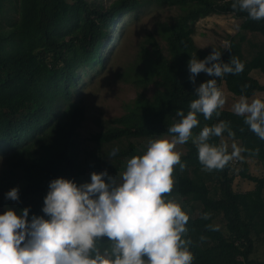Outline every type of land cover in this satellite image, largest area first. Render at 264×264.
<instances>
[{"label": "trees", "instance_id": "trees-1", "mask_svg": "<svg viewBox=\"0 0 264 264\" xmlns=\"http://www.w3.org/2000/svg\"><path fill=\"white\" fill-rule=\"evenodd\" d=\"M231 2L111 0L104 6L92 0H0V154L5 156L7 166L0 174L3 192L17 186L29 215H43L42 197L49 179L63 176L77 183L85 181L78 135L84 110L72 98V89L78 85L80 73H87L95 65L104 66L103 43L109 27L121 13L137 11L149 3L176 5L181 10L164 32L167 53L154 40L149 42V48L143 46L138 52L141 66L132 77L137 85L151 84L152 94L139 92L125 104L122 114L90 136L97 144L113 145L125 139L124 145H113L117 151L111 156L115 164L110 165L112 171L124 168L125 161L120 156L129 158L143 150L144 144L139 143L138 147L130 137L148 139L156 133L167 134L175 111L188 110V102L194 98V85L209 78L200 72L194 81L188 79L189 55L195 53L197 58H203L210 52L197 48L193 41L197 19L212 13L241 18L238 31L227 38L230 49L222 46L216 49L221 50L222 60L227 61L230 55L238 57L244 69L217 78V85L223 83L232 94L248 98L264 92V83L251 74L258 70L264 75V44L249 58L242 51L244 31L259 32L264 37V19L247 18L245 12L233 10ZM245 83L247 87L243 88ZM217 111L219 116L214 112L207 120L198 113L193 133L200 126L223 119L233 136L225 132L220 137H211L209 142L218 145L223 140L230 151V144L235 141L248 151L221 169L206 170L198 162L196 148L189 139L182 144L185 150L181 160L185 167H173V186L166 195L175 199L189 217L184 236L192 241L189 245L192 264L264 263L249 258L252 235L264 234V172L255 175L248 168L249 159L264 162V140L250 131L243 118L231 109L220 106ZM109 151L102 155H108ZM239 160L242 167L236 173L234 166ZM98 163L94 165L97 172ZM188 166L193 167V175L188 174ZM204 172L216 180L213 190ZM236 175L252 182L254 187L235 191L232 183ZM217 190L219 195L215 196ZM203 211L210 213L207 220L201 218ZM218 214L223 219V228L215 222ZM210 224L217 225V229L207 228Z\"/></svg>", "mask_w": 264, "mask_h": 264}, {"label": "clouds", "instance_id": "clouds-1", "mask_svg": "<svg viewBox=\"0 0 264 264\" xmlns=\"http://www.w3.org/2000/svg\"><path fill=\"white\" fill-rule=\"evenodd\" d=\"M230 6L249 19H264V0H232ZM224 49H230L229 42H224ZM220 57L221 50L214 47L203 58L189 55V81L200 72L209 78L194 85L188 110L175 111L167 134L149 136L143 150L126 159L119 176L101 169L90 172L89 179L80 183L63 176L49 179L42 197L43 215H29L28 206L18 211L4 206L0 211V264H192V241L184 236L189 217L166 195L172 190L173 167H185L176 145L191 139L197 160L206 170L221 169L248 151L235 141L230 151L223 140L218 145L209 142L225 132L233 136L223 119L200 126L195 134L192 131L198 125V113L205 120L214 112L219 116L217 109L225 99L217 78L244 69L235 55L227 61ZM231 110L264 140V100L241 94ZM116 151L112 148L108 157ZM3 195L18 201V187L8 188ZM200 215L207 220L210 213ZM206 227L216 230L218 226Z\"/></svg>", "mask_w": 264, "mask_h": 264}, {"label": "rangeland", "instance_id": "rangeland-1", "mask_svg": "<svg viewBox=\"0 0 264 264\" xmlns=\"http://www.w3.org/2000/svg\"><path fill=\"white\" fill-rule=\"evenodd\" d=\"M92 1L95 4L105 6L111 0ZM180 11V8L176 5L149 3L137 11L121 13L109 27V33L103 43L101 55L104 56V66L95 65L87 73H80L79 83L72 89L74 90L72 98L84 110V119L78 130V135L80 137V158L83 162L82 165L85 167V181L89 179V173L98 168L94 167L96 162H100L98 163V166H100L98 171L106 169L108 172L114 173L113 175L119 176L123 170L118 168L117 171H112L110 165H115L112 157H108L106 154L102 155V152L116 148L113 146L115 142H113V145L109 143L97 144L91 140L90 136L109 125L111 119L122 114L125 111V104L133 100L139 92L147 96L152 94L153 86L151 84L143 87L137 85L133 80L134 71L141 66L137 60L138 52L143 46L149 48V42L154 40L159 44L163 53H167L164 32ZM240 22L241 18L229 13H212L201 17L194 22L193 41L197 48L206 51H211V47H224V42H228V36L234 35L238 31L236 26H239ZM244 33L245 40L242 42V51L244 56L249 58L264 44V37L259 32L244 31ZM251 74L264 83V75L258 70L251 71ZM219 89L225 99L222 107L231 109L233 101L239 96L228 91L223 83L219 85ZM253 96L264 100V92H257ZM130 140L140 147L139 143L145 144L147 139L130 137ZM117 142L115 145L126 143L124 138ZM176 150L183 153L185 148L182 144H178ZM120 158L124 161L127 159L126 156H120ZM116 165L120 164L116 162ZM241 167L242 162L239 160L237 165L234 166L235 172L237 173ZM6 168L5 156L0 154V174ZM248 168L252 174L261 175L264 172V162L249 159ZM192 171L193 167L188 166L189 175H193ZM199 172L201 173L202 169ZM204 178L211 190L217 186L216 180H211L205 172ZM232 187L235 191H245L252 189L254 184L236 175ZM3 193V189L0 187V211L4 210V206L12 207L14 211L26 206L24 199L19 198L18 201L6 200ZM214 195H219L218 190ZM190 204L191 202L188 206ZM215 222L220 227H224L221 214H218ZM252 238L253 248L249 258L264 261V234L258 237L253 234Z\"/></svg>", "mask_w": 264, "mask_h": 264}, {"label": "built area", "instance_id": "built-area-1", "mask_svg": "<svg viewBox=\"0 0 264 264\" xmlns=\"http://www.w3.org/2000/svg\"><path fill=\"white\" fill-rule=\"evenodd\" d=\"M233 160L236 161V159H233ZM252 264H264V263H261V262L255 261V262H253Z\"/></svg>", "mask_w": 264, "mask_h": 264}, {"label": "crops", "instance_id": "crops-1", "mask_svg": "<svg viewBox=\"0 0 264 264\" xmlns=\"http://www.w3.org/2000/svg\"><path fill=\"white\" fill-rule=\"evenodd\" d=\"M256 260H259V259H256ZM259 261H261V260H259Z\"/></svg>", "mask_w": 264, "mask_h": 264}]
</instances>
